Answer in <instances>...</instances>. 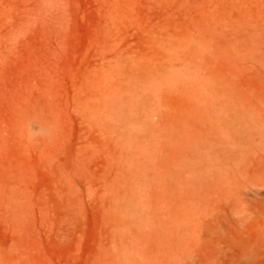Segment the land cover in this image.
Segmentation results:
<instances>
[{
  "label": "rangeland",
  "instance_id": "obj_1",
  "mask_svg": "<svg viewBox=\"0 0 264 264\" xmlns=\"http://www.w3.org/2000/svg\"><path fill=\"white\" fill-rule=\"evenodd\" d=\"M0 264H264V0H0Z\"/></svg>",
  "mask_w": 264,
  "mask_h": 264
}]
</instances>
